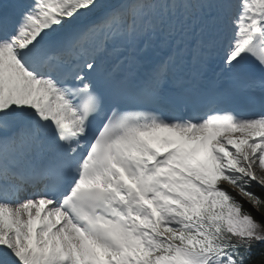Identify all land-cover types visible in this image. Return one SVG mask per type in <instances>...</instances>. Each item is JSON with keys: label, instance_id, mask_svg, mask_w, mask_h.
I'll use <instances>...</instances> for the list:
<instances>
[{"label": "snow or ice", "instance_id": "snow-or-ice-1", "mask_svg": "<svg viewBox=\"0 0 264 264\" xmlns=\"http://www.w3.org/2000/svg\"><path fill=\"white\" fill-rule=\"evenodd\" d=\"M255 187L264 0H0V264H264Z\"/></svg>", "mask_w": 264, "mask_h": 264}, {"label": "trees", "instance_id": "trees-1", "mask_svg": "<svg viewBox=\"0 0 264 264\" xmlns=\"http://www.w3.org/2000/svg\"><path fill=\"white\" fill-rule=\"evenodd\" d=\"M257 196L264 197V191L259 188H253L252 189ZM245 206L252 211V213L257 216L258 218L261 217L262 214H264V209H258L257 207L253 206L252 204H248L246 201H244Z\"/></svg>", "mask_w": 264, "mask_h": 264}]
</instances>
